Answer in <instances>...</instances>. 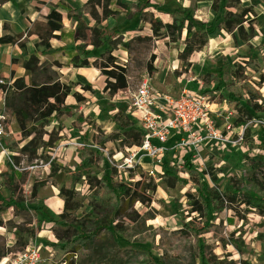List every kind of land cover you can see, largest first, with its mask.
<instances>
[{"label": "trees", "instance_id": "trees-1", "mask_svg": "<svg viewBox=\"0 0 264 264\" xmlns=\"http://www.w3.org/2000/svg\"><path fill=\"white\" fill-rule=\"evenodd\" d=\"M151 1L134 0L131 4H126L122 0H88L79 7L59 2L56 8L66 10V19L71 22L72 28L65 27L63 15L54 8L44 20L32 22L25 37L5 35L0 38V45L13 44L20 48H25L28 38L33 35L39 39L34 52L23 63V68L31 74V84L28 85L23 77L15 78L14 72H11L10 87L0 84V91L7 90L3 109L8 122H16L22 141L30 139L23 149L28 153L30 160L39 158H43L44 162L51 160L50 153L66 140V136L61 135L65 128L63 124L65 118L75 117L73 125L78 131H82V126L88 123L97 132L92 138L93 144L89 143L87 133L82 135L84 146L76 150L80 162L75 168L53 159L50 162L48 176L36 180L32 186L31 198L39 228L47 224L55 230L57 243L52 245L54 253L52 264H77L72 258L84 251H93L97 254V263L126 264V261L117 257L118 243L131 247L127 239L130 224L154 218L149 217L148 212L153 209L152 196L159 187L178 190L191 186L195 189L196 194L188 191L186 196L191 201L190 213L197 216L189 221L183 218L182 232L197 237L198 244L194 257L199 264H235L233 261L218 260L207 253L201 237L210 232L218 215L226 209L230 210L232 204L239 202L248 210L264 217V155L251 159V167L260 174V181L256 183L260 186L261 193L254 190L221 192L216 185L218 177L211 175L213 184L211 185L205 179V173L193 165L190 157H185V175L173 169H164L155 176L143 173L141 179L134 180V171L128 169L129 181H123L114 160L116 151L107 150L106 144L114 143L117 152L123 153L124 157L128 156L126 149L141 147L144 133L137 126L135 119L123 110L109 114L107 120L114 124L115 129L106 135L101 127L89 122L78 109L66 104V99L70 95L75 98L77 104L85 103L86 99L82 93H73L72 86L62 83L61 77L55 71L51 72L50 68H89L94 64L89 59L93 53H99L105 61L102 66V72L107 76L104 90L114 95L119 89L126 87L127 70L117 64V58L113 56L114 48L111 46V43L121 36V31L118 26L110 28L105 22L109 18H117L122 13L128 22H132L135 17L141 18L146 14ZM9 2L16 5V0H0V5ZM259 2L263 3L264 0ZM211 8L215 13L214 17L205 23H198L187 8L174 10L173 14L177 18L172 24H163L159 19H152L150 24L153 35L160 37L164 33L165 37L177 42L186 31L183 51L186 57L201 51L208 44V37L221 29V26L227 33L234 32L243 43H250L255 39L256 30L250 21L246 20L250 14L256 16L255 7L241 8L240 0H211ZM233 9L237 12H233ZM86 16L92 19V25L86 21ZM245 23L249 26L245 27ZM53 39L62 41L65 46L54 49L51 45ZM88 46L92 49H88ZM124 48L126 51V45ZM258 48H264V32L259 46H250L245 61L231 64L226 58H222L221 70L204 75L201 94L208 97L211 104H226L233 107L238 113L236 121L238 127L248 122H256L264 116V97L258 89L264 87V57L263 65L256 61ZM14 54L17 55L18 52L14 51ZM57 54L66 58L65 65L57 61L52 65L45 63V58ZM14 62H17L16 59ZM252 74L259 76L257 87L251 82ZM174 79L175 76L168 72L161 86L162 91H167ZM82 90L91 95L97 93L89 84L83 86ZM243 142L246 144L253 142L248 127L244 130ZM170 151L171 149L166 152L164 158L171 153ZM61 172L73 178L76 185L87 186V193L72 186L70 182L57 185L54 178ZM15 175L23 177L17 170ZM48 185L56 187L59 190L58 196L64 201L63 211L58 218L50 215L49 209L37 199L38 189ZM21 201L13 190L8 198L0 202V214L11 208L18 210ZM86 202L89 210L79 217L78 212L84 208ZM137 203L148 209L145 216L140 217L135 209ZM38 230L30 229L31 236L35 237ZM152 258L150 260H154L156 264H171L164 259Z\"/></svg>", "mask_w": 264, "mask_h": 264}, {"label": "rangeland", "instance_id": "rangeland-1", "mask_svg": "<svg viewBox=\"0 0 264 264\" xmlns=\"http://www.w3.org/2000/svg\"><path fill=\"white\" fill-rule=\"evenodd\" d=\"M57 1L79 6L87 0H21L20 7L24 8L23 13H25L23 17L32 14L34 18L42 19L49 10L56 8ZM122 2L131 4L133 0H122ZM250 6L255 7L256 14V16L250 14L246 17L247 22L250 21L256 30V37L250 43L240 41L234 32H223L221 26V29L208 37V44L201 51L186 57L183 54L186 31L182 33L179 41L173 42L169 37H165L164 33L160 37H155L150 22L152 19H159L163 24H172L177 18L173 12L178 8L189 9L198 23L208 22L215 14L211 8V0H152L146 14L141 18L135 17L132 22H128L123 15H120L115 20H107L108 26H118L121 31V36L113 41L111 46L114 48L113 56L117 58V64L127 70L125 88L119 89L114 95L104 90L107 76L103 74L102 66L105 61L99 53L89 56L91 63H94L91 67L78 68L79 70L74 71L72 78L75 83L71 81L66 83L72 86L73 93L84 94L88 103L80 104V106L85 116L88 121L93 122V118L95 121L98 120L104 133L108 135L115 127L107 120V116L119 110H130L132 94L145 79L152 81L154 90L176 97L184 88L196 92V87L203 85L206 73H214L222 69V58H226L231 64L245 61V55L250 46L258 47L264 32V2L240 0L241 8ZM232 11L237 12L235 9ZM86 21L90 25L93 24L90 17H86ZM248 26L249 24L245 23V27ZM263 57L264 48H258L256 61L261 65H263ZM44 61L48 65H52L54 61L61 65L64 62L60 56L48 57ZM50 71L53 73L55 71L62 78L68 75L65 68L53 67ZM168 72L173 74L175 79L168 86L167 91H162L161 86ZM252 77L251 82L256 86L259 76L252 74ZM61 81L65 82L64 79ZM87 84L97 93L91 95L83 92L82 87ZM258 89L264 97V87ZM211 108L214 112L216 126L229 139L227 143L213 145L211 149H203L198 154L188 153L185 156L179 151L171 150V153L160 161L143 156L140 162H136L131 168L135 173L134 180L141 179L143 173L155 176L156 173H162L164 169H173L185 175V157H190L193 165L205 173V179L211 185H213L211 175L218 177L216 185L221 192L251 190L260 192L261 188L256 183L260 174L251 167V159L264 155V126H262L264 116L256 122H248L238 127L236 125L238 113L233 107L226 104H212ZM247 127L251 130L253 142L246 144L243 142V136ZM18 132L9 123L7 135L0 139V153L4 152L6 155V161L3 164L0 163V202L1 199L9 196L12 189L16 191L18 199H22L18 210L11 208L0 214V262L10 253L21 252L29 247L43 246L41 264H52L54 253L53 244L49 242V235L53 234L57 243L55 230L51 225L45 224L39 228L31 198L33 183L38 179H45L49 170L41 164L44 162L43 158L30 160L28 153L23 151L30 139L22 141L21 136L17 135ZM87 132L93 133L90 126ZM69 135L71 144L63 145L62 143L51 152V155L54 159H60L63 162L71 161L67 163L73 167V156H67V150L72 152L76 150L78 146L75 143L79 142L80 134L75 131ZM172 144H175L174 137L168 145ZM107 149L117 151V146L110 143ZM124 158L126 157L120 153L114 156L119 167L120 179L129 181L128 171L120 167L124 163ZM16 167L21 169L19 171L23 174L22 178L15 175ZM69 181L72 186L87 193V186L76 185L71 178ZM188 191L196 194L191 186L178 190H166L159 187L152 196L153 209L149 212L147 208L137 203L135 209L140 217L148 212V216L154 218L130 224L127 239L131 247L118 243L117 257L126 261V264H156L154 260H150L153 259L152 257L167 260L171 264H199L194 257L198 244L197 237L182 232L183 218L189 221L197 216L190 213L191 201L186 196ZM88 210L86 202L84 208L78 212V216H82ZM49 214L56 218L60 215L50 211ZM30 229L43 230L32 237ZM201 237L206 245V252L218 260L233 261L235 264H264V217L248 210L239 202L232 204L230 210L226 209L221 212L213 222L210 232ZM96 258L97 254L93 251H84L72 259L77 264H101L96 262Z\"/></svg>", "mask_w": 264, "mask_h": 264}, {"label": "built area", "instance_id": "built-area-1", "mask_svg": "<svg viewBox=\"0 0 264 264\" xmlns=\"http://www.w3.org/2000/svg\"><path fill=\"white\" fill-rule=\"evenodd\" d=\"M0 84L7 87L12 85L3 79ZM0 92L5 98L7 90ZM211 105L209 98L201 92L184 88L174 97L154 90L150 79L142 81L132 94L130 114L144 133L143 145L128 149L130 155L124 158L120 167L127 171L133 168V164L140 162L143 156L160 161L170 149L185 156L188 153L198 154L203 149H211L213 145L227 143V135L221 133L215 124ZM8 129L9 122L4 109H0V139L7 135ZM173 136H178V140L172 147H168L167 144ZM53 159L51 155L49 162L41 164L49 167ZM16 170L21 169L16 167ZM42 249L41 246H34L21 252L10 253L0 264H41Z\"/></svg>", "mask_w": 264, "mask_h": 264}, {"label": "crops", "instance_id": "crops-1", "mask_svg": "<svg viewBox=\"0 0 264 264\" xmlns=\"http://www.w3.org/2000/svg\"><path fill=\"white\" fill-rule=\"evenodd\" d=\"M20 1L21 0H16V5H14V4L10 3V2L9 3H6L4 5H0V38L3 37V36H5V35H11V36H14V35H23L25 37L26 34H27V32H28V30L31 28L32 22H34L36 20H44L48 16V14L51 12V10H49L47 12V14L45 15V17L42 18V19H40V18H34L32 14H27L25 17H23L25 13H23L24 12V8L20 7ZM59 2H62V1H57L56 4H55V7H56V5ZM133 2H134V0H133ZM85 3H83V4H85ZM82 5H79V6H82ZM56 10L63 15V23H64L65 27L66 28H72L71 27V25H72L71 22L66 19V14H67L66 10L62 9L61 7H57ZM60 10L63 11L65 14H63ZM120 15H123L124 18H125V14L124 13H122ZM86 17H89V16H86ZM117 18H115V19H117ZM109 19H112V18H109ZM115 19H113V20H115ZM105 23H107V21ZM5 26L7 27L6 30H5ZM113 27H110V28H113ZM223 32H225V31L223 30ZM38 42H39L38 37L35 36V35H33V36H31V37L28 38V43H27V45H26L25 48H20L18 45H13V44L0 45V76H1V79H3L6 83H12L11 72H14L15 73V78L23 77L25 79V82L28 85H30L31 84V74L29 72H27L23 68V63H24V60L25 59H28L29 55L34 52L35 45ZM51 45H52V47L54 49H58V48H61V47L65 46V43H63L62 41L53 39V40H51ZM88 49H92V47L90 46ZM14 51H17L18 54L15 55L14 54ZM56 56H60V54H57ZM60 58H62V57H60ZM13 59H16L17 60V62L15 64L12 63V60ZM62 60L64 61L63 62V65H65L66 64V58H62ZM65 69H67V74L68 75L66 77H63V78L61 77V79L62 80L64 79V81H65V82H62V81L61 82L62 83H66V82H70L71 81V82L75 83L73 81V78H72V76H74V71L79 70V69H84V68H79L78 69V68H71V67H69V68H65ZM202 86L203 85H198L196 87V92H200L201 89H202ZM83 96H84V94H83ZM85 103H88V100ZM66 104L68 106L74 108V109H78L79 113H82L84 115V117L87 118L85 116L84 112H83V108L80 106V104H77L75 98L72 95H70V96L67 97ZM213 105H217V104H213ZM3 107H4V96H3L2 92H0V109H3ZM125 112L127 114H130V110L125 111ZM114 113H116V112H114ZM87 120H88V118H87ZM74 122H75V117L74 118H65L63 120V124H64L65 128H64L63 132H61V135H65L66 136V140L63 142V145L65 143L66 144H71L70 143L71 142V140H70L71 138L69 137L70 136L69 134L74 133L75 131L79 132V134H80V136L78 137L79 138V142L77 141V143H75L78 146L76 148V150L77 149H81L84 146V144H83L84 141L82 139V135L84 133H87L89 135V138H90L89 139V143L90 144H93L92 138H93V136L95 134H97L96 130H94L90 126V124L85 123L82 126V131H78V129H76L74 127V125H73ZM89 122L94 123L96 126L101 127L99 121L98 120L95 121V118H93V122L92 121H89ZM10 125H12L13 127H15L18 130V126H17V124H16L15 121H11L10 122ZM112 125L114 126V124H112ZM89 126L93 130V133L87 132V130H89ZM102 130H103V128H102ZM17 135L20 136V133L18 132ZM173 137H174L175 142H176L178 140V136H173ZM170 140H169V142H170ZM169 142H168V144H169ZM110 143L111 144H114L112 142H108L106 144V149H107V145L110 144ZM173 145L174 144L168 145V147H172ZM114 146H115V144H114ZM128 149H126V151ZM76 150L74 152H72L71 150H67V156H70V155L73 156L72 157V159H74V161H73L74 162L73 167L68 164V163H71V161H69V160L67 161L68 163L67 162H63L60 159H56V160L59 163L63 164V165H69L70 167L75 168L76 165L80 162ZM107 150H111V149H107ZM112 150L116 151V149H112ZM65 153H66V151H65ZM117 153L118 152L116 151V154ZM119 153L124 157L123 153H121V152H119ZM127 154H129L128 151H127ZM66 160H67V158H66ZM5 161H6V155L4 154V152H1L0 153V163L3 164ZM49 167H48V170H49ZM48 174H49V172H48ZM68 177L69 176H67L65 173L61 172L57 176H55L54 181H55V183L57 185H60L61 186V185H63L66 182H70L71 183V181H69V179L71 177L70 178H68ZM71 179H73V178H71ZM34 183H33V185H34ZM13 190L14 189H12V191ZM12 191H10L9 196L11 195ZM58 193H59V190L56 187H54L52 185L44 186V187H41V188L38 189V191H37V199L39 200V202L41 204L45 205L49 209V211L51 213L61 214L62 211H63V208H64V201L58 196ZM8 197H6V198H8ZM3 199H5V198H3ZM3 199H1V201ZM45 225H47V224H45ZM42 230L43 229L38 230L37 231V234H38L39 231L41 232ZM49 238H50L49 239L50 240L49 242L51 244L56 243V240H55L53 234H50L49 235Z\"/></svg>", "mask_w": 264, "mask_h": 264}]
</instances>
